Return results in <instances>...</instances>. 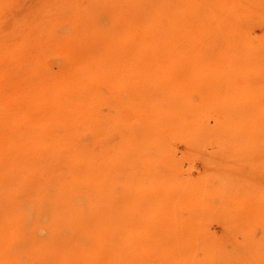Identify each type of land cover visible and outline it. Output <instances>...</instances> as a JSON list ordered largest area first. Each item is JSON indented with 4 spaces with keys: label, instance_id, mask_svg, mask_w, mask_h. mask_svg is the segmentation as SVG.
Listing matches in <instances>:
<instances>
[{
    "label": "rangeland",
    "instance_id": "rangeland-1",
    "mask_svg": "<svg viewBox=\"0 0 264 264\" xmlns=\"http://www.w3.org/2000/svg\"><path fill=\"white\" fill-rule=\"evenodd\" d=\"M176 1L179 45L145 31L134 51L156 58L183 43L187 58L135 70L91 62L128 44L122 1L0 0V144L9 145L11 118H49L42 100L59 86L71 95L73 135L85 131L91 114L74 99L88 86L102 222L148 248L153 238L170 237V247L181 239L205 264H264V0ZM4 203L0 264H10L15 217ZM32 251L27 264H47Z\"/></svg>",
    "mask_w": 264,
    "mask_h": 264
},
{
    "label": "bare ground",
    "instance_id": "bare-ground-1",
    "mask_svg": "<svg viewBox=\"0 0 264 264\" xmlns=\"http://www.w3.org/2000/svg\"><path fill=\"white\" fill-rule=\"evenodd\" d=\"M120 1L124 3L122 15L127 20L128 44L121 43L119 50L113 51H121L116 55L107 47L108 51L91 59V62L95 61L93 65L112 67L121 64L129 69L140 64L143 67L147 62L177 64L187 58L183 54V43L179 51L171 55L158 54L156 58L144 56L141 52L136 56L134 51L136 34L145 31L160 32L159 35H147L146 39L148 37L160 43L174 41L179 45L182 40L176 0ZM152 64L154 66L151 63V68ZM52 90L53 93L51 90L45 92L42 100V105L49 107V118L44 120L29 111L24 116L11 118L9 145L0 144V197L11 216L15 217L9 248L10 264H27L32 249L31 257L40 251L47 264H205L204 261H197L203 252L197 254V260L192 253H184L186 244L180 247L184 242H180L178 237L180 243L175 240L172 247L170 237L153 238L156 241H152L148 248L143 239L124 240L118 229L112 226L110 229L108 224L102 222L105 213L93 207L92 187L95 179L92 172L95 168L94 153L97 151L94 152L90 142V119L94 117L92 111H87L88 86L85 94L82 89L74 99V102L79 100L78 113H83L85 117L91 114L88 122L82 119L85 131H79L76 135H73L72 129L70 92L63 86ZM46 121H50V124ZM28 123L30 126L26 128ZM56 123L55 127L51 126ZM45 131L53 133L48 141L39 138ZM30 141L32 145H29ZM4 155L8 158L5 164L1 161ZM96 155L100 157L101 151ZM5 169L8 174L3 173ZM104 176L99 173L97 178L101 181ZM30 188L34 195L24 196L22 191ZM196 252L199 253V250Z\"/></svg>",
    "mask_w": 264,
    "mask_h": 264
}]
</instances>
